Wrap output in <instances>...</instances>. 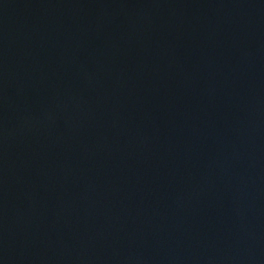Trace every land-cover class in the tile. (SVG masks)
Here are the masks:
<instances>
[{"label": "water", "instance_id": "water-1", "mask_svg": "<svg viewBox=\"0 0 264 264\" xmlns=\"http://www.w3.org/2000/svg\"><path fill=\"white\" fill-rule=\"evenodd\" d=\"M0 264H264V0H0Z\"/></svg>", "mask_w": 264, "mask_h": 264}]
</instances>
